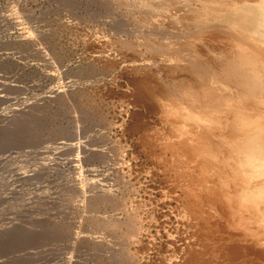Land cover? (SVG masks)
Returning <instances> with one entry per match:
<instances>
[{
  "label": "rangeland",
  "instance_id": "1",
  "mask_svg": "<svg viewBox=\"0 0 264 264\" xmlns=\"http://www.w3.org/2000/svg\"><path fill=\"white\" fill-rule=\"evenodd\" d=\"M222 1L0 0V264H264L231 120L189 118L170 69L248 30Z\"/></svg>",
  "mask_w": 264,
  "mask_h": 264
},
{
  "label": "clouds",
  "instance_id": "2",
  "mask_svg": "<svg viewBox=\"0 0 264 264\" xmlns=\"http://www.w3.org/2000/svg\"><path fill=\"white\" fill-rule=\"evenodd\" d=\"M238 14L251 35L264 38V0H243ZM208 71L213 78L234 85L231 97L215 101L212 116L225 112L233 116L236 138L229 144L230 165L243 185L238 206L251 216L250 224L264 229V54L238 47L217 68ZM208 119L218 124L217 120Z\"/></svg>",
  "mask_w": 264,
  "mask_h": 264
},
{
  "label": "bare ground",
  "instance_id": "3",
  "mask_svg": "<svg viewBox=\"0 0 264 264\" xmlns=\"http://www.w3.org/2000/svg\"><path fill=\"white\" fill-rule=\"evenodd\" d=\"M204 1L205 0H203V3H204ZM229 1L230 2L232 1V3H230ZM222 2L224 3L225 0ZM228 2L226 0L225 5L233 7L231 10H233L235 12V14H238V6L239 5L238 4L235 5L234 0H228ZM240 2L243 3V0H240ZM217 11L219 12L218 8L216 9V12ZM203 12H204V10H203ZM213 12H215V11H213ZM206 15H207V12H206ZM232 16H234V15H232ZM202 17L199 18L198 15H196V17H194V19L196 20L195 22L200 24V25H198V28L201 31L204 29H206L205 31H207V30L209 31V29L206 28V27H208L207 21H206V19H203ZM238 18H237V20L239 21L240 18L239 19ZM235 19H236V17H235ZM235 19L233 17L232 20L235 21ZM242 20H241V23H242ZM162 25H159V26L162 27ZM238 26L239 25H235L234 29L231 27L230 28L228 27L229 29H227V30H229V32H230V30H232L231 32H233V34L231 32H230V34H229V32H227V33L223 32V31L220 32L223 29H219L220 31H216L215 33H213L209 37L208 40L207 39L204 40L205 42L207 41L206 45L209 46L207 51L206 50L205 51L210 53V54H206L203 52L205 44L202 43L201 42L202 40L200 39L201 40L200 42L203 44V45L200 44V46L201 45L204 46L203 48L197 46V48L192 51V52H194L193 55L188 54V59L184 58V57H180V59H178V60L183 62L182 64L179 63L178 65L170 67V69L172 68V70L174 72H179V73L183 74V76L186 78V79H182L184 82L181 81L178 83L179 88H180L179 89L180 91H178V92H180V94H181V96H180L181 99H179V101L178 100L177 101L183 102V104H185V106L184 105L183 106L186 107L187 111L189 112L188 117L192 118L194 121H196V120L201 121L202 119H204V120H208L210 122V120L208 118L211 117L212 119H215V120L218 119L217 120L218 123L220 122L222 124L223 122L224 123L230 122V121H227V118H229L231 120V122L233 120L232 114L228 113L229 116H227L226 115L227 112H225L226 114L219 116V117H213L212 116V111H214L215 107H216L215 101L220 100V99L227 100L229 97H231L233 95L234 85H232L229 82H226L223 80H217V79L213 78V76L211 75V73L208 70L217 68L219 66V62L225 56H230V55L234 54L235 50L238 47H246V48L253 50L255 53L264 54V38H262L260 36L251 35L249 30H246L244 32L243 29H241L243 31L242 32L240 29L236 28ZM218 28H220V27H218ZM200 30H199V32H200ZM199 32L196 33V34H198V39H199V37L206 35V32L205 33L203 32L204 34L200 33V34H203L200 36ZM208 35H209V32H208ZM154 48H156V52L158 50H160V49H157L158 46H156V47L154 46ZM170 48H171V45H170ZM154 52H155V50H154ZM179 52L180 51L178 50V53ZM198 77H200V78H198ZM208 80L209 81L212 80V85L217 86V87H213L210 85V83H207ZM188 81H191L190 84L188 83ZM188 84L191 85V87L188 86ZM219 86H223V88L225 89V91L227 93L226 94L223 93L224 90L220 89ZM135 91H136V93H135L136 98L142 99V97L143 98L145 97L144 100L146 98L148 100L155 99L161 95L169 96V98L174 96V95H172L171 92H169L170 90H166L165 88L164 89L154 88V86H151L150 84L148 86V85H146V83H142V82L135 84ZM176 97H178V95ZM169 98H168V100H169ZM173 99H175V98L173 97L172 100ZM174 101L176 102V100H174ZM180 104H182V103H180ZM223 117H226V119L224 118L226 122L223 121ZM230 123H228V124H230ZM227 127H228V130H230L229 133H232L231 136L236 135V133L232 127V123H231V128L229 125ZM235 138H236V136H235ZM238 184H242V183L239 182ZM8 238H10V236L7 237L6 239H8Z\"/></svg>",
  "mask_w": 264,
  "mask_h": 264
}]
</instances>
